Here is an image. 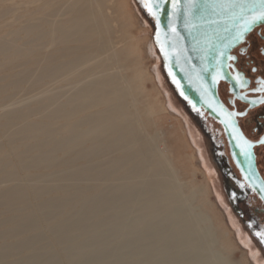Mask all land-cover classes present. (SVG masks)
<instances>
[{"label":"bare ground","instance_id":"6f19581e","mask_svg":"<svg viewBox=\"0 0 264 264\" xmlns=\"http://www.w3.org/2000/svg\"><path fill=\"white\" fill-rule=\"evenodd\" d=\"M7 1L0 264H231L184 199L185 143L159 128L163 105L115 36L109 0H27L21 16Z\"/></svg>","mask_w":264,"mask_h":264},{"label":"flooded vegetation","instance_id":"af4514ba","mask_svg":"<svg viewBox=\"0 0 264 264\" xmlns=\"http://www.w3.org/2000/svg\"><path fill=\"white\" fill-rule=\"evenodd\" d=\"M229 57L235 59H228L227 77L217 86L222 122L183 104L207 137L227 207L264 257V23Z\"/></svg>","mask_w":264,"mask_h":264},{"label":"rangeland","instance_id":"374dc122","mask_svg":"<svg viewBox=\"0 0 264 264\" xmlns=\"http://www.w3.org/2000/svg\"><path fill=\"white\" fill-rule=\"evenodd\" d=\"M24 1L27 0H13L5 3L19 16L28 10ZM115 5L122 11V16L113 12L115 10L112 7ZM107 12L115 19L112 25L116 31L115 36L122 40V45L130 53L132 62H135L139 69L148 75L149 79L147 80L146 76L143 86L148 90L153 89L154 98L163 105V112L158 116L161 119L159 128L164 129L171 147L174 145L172 138L174 134L181 137L185 143L184 153L186 156L184 159L188 169H182L181 173H178L179 182H181L184 191V199L191 195L193 199H189L187 202L190 208L210 217L213 239L216 241L215 247L220 248L223 257L231 264H264V257L250 240L237 217L231 213L219 190L218 170L206 135L203 134L195 119L189 115L167 79L160 56L153 44L154 26L152 20L140 7L139 0H109ZM12 23H14V16H3L0 19V30L2 31L5 26ZM167 92L176 102L179 110L176 108L177 111H174L170 107L171 102L168 100ZM195 134L198 135V138ZM230 214L234 220L231 219Z\"/></svg>","mask_w":264,"mask_h":264},{"label":"water","instance_id":"95a60500","mask_svg":"<svg viewBox=\"0 0 264 264\" xmlns=\"http://www.w3.org/2000/svg\"><path fill=\"white\" fill-rule=\"evenodd\" d=\"M230 2L197 0L193 8L189 0H142L141 5L153 22V44L178 98L220 122L224 110L217 86L227 77L229 53L260 24L243 31L247 8L228 7Z\"/></svg>","mask_w":264,"mask_h":264},{"label":"snow or ice","instance_id":"6c2138e0","mask_svg":"<svg viewBox=\"0 0 264 264\" xmlns=\"http://www.w3.org/2000/svg\"><path fill=\"white\" fill-rule=\"evenodd\" d=\"M175 2V0H174ZM197 0H189V4L192 5L193 8L196 6ZM228 7H246L248 17L245 20V27L243 31H248V28L256 23H264V0H245V3L237 5L235 0H232L228 5ZM243 33H239L235 39L239 40L242 38ZM229 59H235V57H229ZM261 144H264V140L260 141ZM251 147V145H249Z\"/></svg>","mask_w":264,"mask_h":264}]
</instances>
